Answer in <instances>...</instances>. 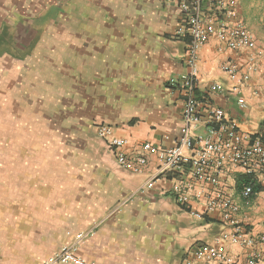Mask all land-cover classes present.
I'll use <instances>...</instances> for the list:
<instances>
[{"label": "crops", "instance_id": "obj_1", "mask_svg": "<svg viewBox=\"0 0 264 264\" xmlns=\"http://www.w3.org/2000/svg\"><path fill=\"white\" fill-rule=\"evenodd\" d=\"M182 2L0 0V264H42L76 243L94 264H184L229 230L219 213H190L204 202L179 205L170 180L146 187L157 157L141 173L127 171L96 133L97 125L112 126L131 156L144 142L176 144L184 99L170 82L187 72L189 42L178 35ZM237 12L256 39L255 60L253 51L210 37L199 51L197 93L264 140V0H238ZM226 62L250 76L238 95L210 92L214 83L230 90ZM245 177L227 172L221 185L259 237L264 179L246 200ZM224 245L247 264L246 249Z\"/></svg>", "mask_w": 264, "mask_h": 264}, {"label": "built area", "instance_id": "obj_2", "mask_svg": "<svg viewBox=\"0 0 264 264\" xmlns=\"http://www.w3.org/2000/svg\"><path fill=\"white\" fill-rule=\"evenodd\" d=\"M237 3L238 0H183L181 4L183 16L178 35L186 37L189 42L185 56L187 72L170 82L184 99L180 137L174 146L163 148L144 142L138 155L131 156L126 151L129 141L117 136L112 126H96L97 135L113 151L123 169L141 173L148 164V157H157L159 166L156 175L146 184L147 188H152L159 179H168L173 182L170 193L182 207L188 208L193 200L204 202V210H191L192 215L205 218L220 214L229 230L217 236L214 244L197 246L193 253L194 260L187 259L184 264H196V260L238 264L224 242L246 249L249 257L247 264H258L264 259V235L254 237L250 233L239 217L240 207L233 195L221 185L222 176L227 172L241 173L256 181L264 179L263 137L245 133L224 109L214 106L207 96L197 93L199 51L210 37L216 36L233 51H253L250 61L255 60L257 42L245 24L235 20L238 15ZM222 71L232 82L230 90L214 83L210 92L240 94L250 79L249 74H241L239 67L232 62H226ZM237 103L240 108H247L241 96ZM200 127L205 128V133L198 132ZM206 185L211 187L207 189ZM253 193V184L243 183L242 198L250 199ZM80 239L81 235L78 237ZM42 264L94 263L80 256L76 243L62 247Z\"/></svg>", "mask_w": 264, "mask_h": 264}, {"label": "trees", "instance_id": "obj_3", "mask_svg": "<svg viewBox=\"0 0 264 264\" xmlns=\"http://www.w3.org/2000/svg\"><path fill=\"white\" fill-rule=\"evenodd\" d=\"M245 182H251L253 184L254 193L258 192L261 189V185L259 183H257L256 180H254L250 177L246 176L243 183H245ZM254 193H253V195H254Z\"/></svg>", "mask_w": 264, "mask_h": 264}]
</instances>
